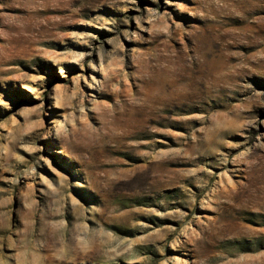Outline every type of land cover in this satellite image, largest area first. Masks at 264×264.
Listing matches in <instances>:
<instances>
[{
    "label": "rangeland",
    "instance_id": "374dc122",
    "mask_svg": "<svg viewBox=\"0 0 264 264\" xmlns=\"http://www.w3.org/2000/svg\"><path fill=\"white\" fill-rule=\"evenodd\" d=\"M0 264H264V0H0Z\"/></svg>",
    "mask_w": 264,
    "mask_h": 264
}]
</instances>
